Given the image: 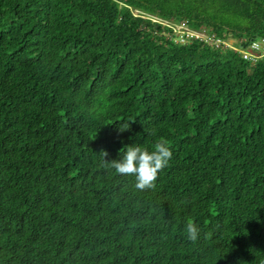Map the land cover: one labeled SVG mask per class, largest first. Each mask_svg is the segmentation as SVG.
<instances>
[{"label": "trees", "instance_id": "obj_1", "mask_svg": "<svg viewBox=\"0 0 264 264\" xmlns=\"http://www.w3.org/2000/svg\"><path fill=\"white\" fill-rule=\"evenodd\" d=\"M227 40L264 0H0V264H264V56ZM159 139L153 188L103 164Z\"/></svg>", "mask_w": 264, "mask_h": 264}, {"label": "clouds", "instance_id": "obj_2", "mask_svg": "<svg viewBox=\"0 0 264 264\" xmlns=\"http://www.w3.org/2000/svg\"><path fill=\"white\" fill-rule=\"evenodd\" d=\"M235 51L240 53L239 48ZM129 127L128 122L121 123L119 131L124 132ZM120 154V159L107 160L109 153L101 150L104 166L113 169L118 175L134 176L135 188L141 191L155 186L158 173L168 165L173 155L168 142L164 139L157 140L151 151L138 145H131L122 148ZM184 232L190 242L198 241L200 232L195 221L187 222Z\"/></svg>", "mask_w": 264, "mask_h": 264}, {"label": "built area", "instance_id": "obj_3", "mask_svg": "<svg viewBox=\"0 0 264 264\" xmlns=\"http://www.w3.org/2000/svg\"><path fill=\"white\" fill-rule=\"evenodd\" d=\"M180 27H183V31L179 32L180 36L177 35V41H179L180 43H185L187 40L190 39H199V40H204L206 42H208V40L210 42H212L210 38H208L206 36V38H208V40H205L203 38H200L199 35H201V33L199 32H195V31H190L188 30L183 24L179 25ZM228 41H223L222 45L224 47L230 48V49H234L237 50L234 45H228L227 43ZM215 43L218 45L220 43V41H215ZM240 54L243 56L244 59L247 60H255L261 56H264V40L262 41H254L250 44V46L248 47V49L246 50H240Z\"/></svg>", "mask_w": 264, "mask_h": 264}, {"label": "rangeland", "instance_id": "obj_4", "mask_svg": "<svg viewBox=\"0 0 264 264\" xmlns=\"http://www.w3.org/2000/svg\"><path fill=\"white\" fill-rule=\"evenodd\" d=\"M168 24H169V23H168ZM182 31H183V27H180L179 25H176V26H175V32H174L175 35L180 36V34H181ZM179 32H180V34H179ZM199 37H200V38H203V39H205V40H208V38H206V36L203 35V34L199 35ZM208 42H210V41L208 40ZM227 43H228V45H231V44L234 45L235 40H229Z\"/></svg>", "mask_w": 264, "mask_h": 264}]
</instances>
